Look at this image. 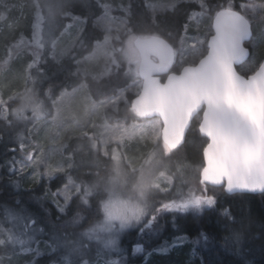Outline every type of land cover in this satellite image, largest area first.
<instances>
[{
  "label": "rangeland",
  "instance_id": "1",
  "mask_svg": "<svg viewBox=\"0 0 264 264\" xmlns=\"http://www.w3.org/2000/svg\"><path fill=\"white\" fill-rule=\"evenodd\" d=\"M57 1L0 0V118L16 116L37 121L29 135L25 136L27 141L22 144L20 155L12 157V171L15 175L13 181L17 188H22L40 182L43 178L49 180L67 172L77 164L73 163L71 153L65 154L63 151L73 137L84 139L85 135L90 136L105 155L110 154L116 162L125 159L124 164H129L132 171L137 169L138 174L135 179H131L132 185L128 184L126 176L125 182L112 176L107 184L106 191H112L104 203L105 215L102 221L92 227V241H95L100 250L99 254H95L92 264H127L120 257L125 252L121 244L123 234L130 231H140L136 235L144 234L145 237L160 234L159 225L156 224L157 220L160 223L162 212L173 213V218L177 213L191 210L202 212L214 206L215 193L207 191L204 185L202 190L196 185L187 187L181 182L184 181L183 178L176 187L173 174L167 165L166 168L163 165L159 169L163 159L160 156L156 158L158 152H153L148 160L143 149H146V143L152 145L161 139L160 118L137 119L131 122L109 120L106 109H115L120 101L128 100L124 92L114 98L96 101L83 81L73 89L62 90L56 98L40 100L34 95L33 86L30 85L33 80L30 79L33 78L32 68L35 67L42 50L49 48L54 59L61 61L73 53L85 28L86 19L72 12L61 15L65 20H57V13L52 10V5L55 6ZM98 1L104 10L97 17L96 24L104 29L105 36L79 61L77 72L85 75L110 70L119 58L116 44L119 45L118 49L125 51L129 67L138 70L140 54L134 42L139 36L128 35L125 39L126 46L120 45V40L123 39L121 34L129 32L126 1ZM181 1L197 2L201 8L190 16L177 50L180 67L201 57L203 44L213 33V18L208 12L207 0H147L152 14L173 8ZM238 1L241 11L255 23H252L253 31L255 30L251 43L252 56L244 65L257 67L260 63L258 60L264 57V0ZM226 2L230 6L237 0ZM61 22V28L58 29ZM141 85L140 80L139 85L133 89L136 94ZM19 98H23L20 106L10 107L9 101ZM162 149L165 157L172 156V150L167 145H162ZM145 163L148 166L143 169ZM164 163H170L168 165L172 167L171 163L176 162ZM7 176L12 179L14 177ZM173 189L174 194L171 193L167 199L151 196V193L159 195ZM81 190L82 184L71 176L64 186L49 190L45 197L63 212ZM208 201H212V204ZM43 232L32 213L25 207L20 208L19 201L15 202V207L5 211L0 209V249H9L7 253L0 252V264H32L40 255L53 253L56 245L48 239L40 238L39 235ZM177 237L180 236L165 239L158 245L151 244L149 249H145V240L135 241L133 245L138 244L143 249L140 251L141 254L144 253L142 264H159L155 256L167 259L173 250L178 252L180 249L186 252V264H200L193 249L197 245L194 242L197 238L188 239L182 242V246H176L181 244ZM91 245L93 244L89 247L88 243L85 245L89 251ZM159 249L167 250L158 251ZM78 250L80 255L83 246L78 247ZM131 250L133 251V247ZM71 251L69 247L62 254L65 264L80 263L81 261H76L78 253L73 258Z\"/></svg>",
  "mask_w": 264,
  "mask_h": 264
},
{
  "label": "trees",
  "instance_id": "2",
  "mask_svg": "<svg viewBox=\"0 0 264 264\" xmlns=\"http://www.w3.org/2000/svg\"><path fill=\"white\" fill-rule=\"evenodd\" d=\"M125 1L129 32L121 34L123 38L120 40L121 47L126 46L125 39L128 35H160L170 41L177 51L190 16L201 8L197 2L181 1L173 8L152 14L147 0ZM226 3V0H207L211 17L213 18L216 12L224 7L234 6L232 8L241 9L238 0L230 6ZM55 6L52 5V10L57 13V20H65L61 15L72 12L86 19L85 28L73 53L61 61L54 59L49 48L42 50L35 67L32 68L33 78L30 79V81L33 80L30 85L33 86L34 95L40 100L56 98L62 90L73 89L84 81L90 95L96 101L114 98L123 92L128 98L126 101H120L115 109H106V115L111 122H131L140 119L130 108V103L136 95L133 89L139 85V73L137 69L129 67L125 51L118 49V44H116V51L118 50L119 54L118 62L110 70L85 75L77 72L79 61L94 49L98 41L104 39V29L96 24L97 17L104 10L102 4L98 0H58ZM61 25L62 22L58 29ZM203 47L202 55L207 51V41ZM180 68L176 60L173 69L179 71ZM255 69V66H247L243 68V73L249 75ZM22 102L23 98L14 99L9 101V105L10 107L20 106ZM199 121L200 116H197L188 130L185 143L173 150L172 156H164L162 149L164 144L161 139L152 145L146 143V149H143L147 158H150L153 152L156 154L158 152L156 158L160 156L163 159L161 160L163 163L159 162V169L163 168V165L166 168L167 165L173 174L176 187L183 178L184 181L181 182L187 187L196 185L202 190L200 171L204 165L203 150L208 139L201 134ZM36 122L35 119L16 116L0 118V175L2 176L0 209L5 211L7 208L15 207V202L19 201L20 208L25 207L29 210L36 219L37 225L43 229L44 232L39 237L55 243L56 250L53 253L40 255L32 264H65L66 260L62 254L69 247L74 254L73 258L75 253H78L76 261L81 262L77 264H92L95 254L100 253L95 241H92V227L102 221L105 215L104 203L112 191H106V186L112 176L123 182L126 176V181L132 185L131 179H135L138 170L132 171L129 164H124L125 159L116 162L110 154L105 155L101 147L90 136L85 135L84 139L71 138L63 150L65 154L71 153L73 163H77L67 172L49 180L43 178L31 186L17 188L16 182L13 181L15 175L12 171V157L20 155L21 146L27 141L25 136L29 135V131ZM166 161L176 163H171L173 166L169 167L170 163H164ZM146 165L148 166V163H145L142 168H147ZM190 165H192L191 169ZM7 175L14 177L8 178ZM71 176L82 184V190L72 198L67 209L62 212L45 195L49 190H57L64 186ZM206 190L215 193L216 200L212 208L202 212L191 210L177 213L175 218L172 216L173 213L162 212L161 221L159 223L157 220L156 224V226L159 225L161 233L147 236L148 238L144 234L137 236L136 234L140 231L123 234L121 244L125 252L121 253L120 257L127 264H142L144 253H134L130 242L133 245L135 241L145 240V249H149L152 245L161 244L165 239H171L177 235H186L188 239H195L199 237V233L203 232L207 240L201 238L193 247L200 264H264V192L227 194L223 187L212 186H207ZM171 193L174 194V189L159 195L151 193V196L167 199ZM54 235L58 237L54 238ZM87 243L88 247L93 244L90 251L85 246ZM82 246L83 251L79 255L78 247ZM8 251L7 247L0 249L2 253ZM185 253L184 249L178 252L173 250L167 259L162 256L154 258L159 264H186Z\"/></svg>",
  "mask_w": 264,
  "mask_h": 264
},
{
  "label": "water",
  "instance_id": "3",
  "mask_svg": "<svg viewBox=\"0 0 264 264\" xmlns=\"http://www.w3.org/2000/svg\"><path fill=\"white\" fill-rule=\"evenodd\" d=\"M212 27L205 55L179 72H170L175 49L168 40L158 35L138 37L134 44L141 57L142 85L130 108L140 118L161 119L162 140L170 150L185 143L201 112L199 127L208 143L200 182L224 186L228 194H260L264 192V60L249 76L237 70L250 57L246 42L252 37L251 23L240 11L219 10Z\"/></svg>",
  "mask_w": 264,
  "mask_h": 264
},
{
  "label": "snow or ice",
  "instance_id": "4",
  "mask_svg": "<svg viewBox=\"0 0 264 264\" xmlns=\"http://www.w3.org/2000/svg\"><path fill=\"white\" fill-rule=\"evenodd\" d=\"M256 186L259 187V185H256ZM208 203L211 205L212 204V201H208ZM201 238L203 240H205V241L207 240V236L203 232H201V233H199V237L197 238V240L194 241V242L195 243H199V241H200ZM177 240L180 241L181 244L180 245H176V246H182V242L188 240V237L186 235L180 236V237H177ZM130 246L133 247V252L134 253L135 252H140V251L143 250L142 247L140 245H138V244L137 245H131V242H130ZM166 250L167 249H159L158 251H166Z\"/></svg>",
  "mask_w": 264,
  "mask_h": 264
},
{
  "label": "flooded vegetation",
  "instance_id": "5",
  "mask_svg": "<svg viewBox=\"0 0 264 264\" xmlns=\"http://www.w3.org/2000/svg\"><path fill=\"white\" fill-rule=\"evenodd\" d=\"M174 71V70H173ZM176 71V70H175Z\"/></svg>",
  "mask_w": 264,
  "mask_h": 264
}]
</instances>
